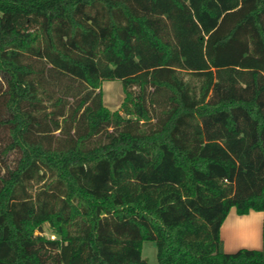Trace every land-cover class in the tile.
Listing matches in <instances>:
<instances>
[{
	"label": "trees",
	"instance_id": "1",
	"mask_svg": "<svg viewBox=\"0 0 264 264\" xmlns=\"http://www.w3.org/2000/svg\"><path fill=\"white\" fill-rule=\"evenodd\" d=\"M231 208L264 210V0H0V264H264Z\"/></svg>",
	"mask_w": 264,
	"mask_h": 264
},
{
	"label": "crops",
	"instance_id": "2",
	"mask_svg": "<svg viewBox=\"0 0 264 264\" xmlns=\"http://www.w3.org/2000/svg\"><path fill=\"white\" fill-rule=\"evenodd\" d=\"M109 96L121 97V101L118 103L120 106L124 94L119 81L102 83L104 106L109 110L117 109L118 106L109 108L105 105V97ZM219 237L222 242V250L225 253H234L239 249H253L260 250L264 254V210L249 211L247 214L238 215L235 209L231 208L220 226ZM145 260L147 261V259ZM156 264H158L157 261Z\"/></svg>",
	"mask_w": 264,
	"mask_h": 264
},
{
	"label": "rangeland",
	"instance_id": "3",
	"mask_svg": "<svg viewBox=\"0 0 264 264\" xmlns=\"http://www.w3.org/2000/svg\"><path fill=\"white\" fill-rule=\"evenodd\" d=\"M122 98H124L122 96ZM121 101V97H115V96H109V97H105V105L109 108H114L115 106H118L117 109L119 108V102ZM117 109H111V111H115ZM13 155H9L7 158V162L12 164L13 163ZM44 234L45 236H49V230L47 225H44ZM142 256L147 259L149 264H156V248L155 245L151 242L145 243L144 245V249H143V253Z\"/></svg>",
	"mask_w": 264,
	"mask_h": 264
},
{
	"label": "built area",
	"instance_id": "4",
	"mask_svg": "<svg viewBox=\"0 0 264 264\" xmlns=\"http://www.w3.org/2000/svg\"><path fill=\"white\" fill-rule=\"evenodd\" d=\"M49 238H50V239H54V235H51V234H50V235H49Z\"/></svg>",
	"mask_w": 264,
	"mask_h": 264
}]
</instances>
